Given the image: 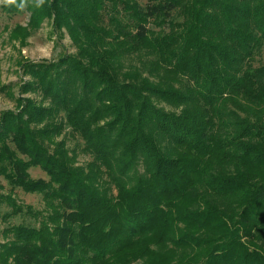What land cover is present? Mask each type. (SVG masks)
Returning a JSON list of instances; mask_svg holds the SVG:
<instances>
[{
	"label": "trees",
	"instance_id": "trees-1",
	"mask_svg": "<svg viewBox=\"0 0 264 264\" xmlns=\"http://www.w3.org/2000/svg\"><path fill=\"white\" fill-rule=\"evenodd\" d=\"M1 1L76 53L0 114V179L43 203L0 195V264H264V0Z\"/></svg>",
	"mask_w": 264,
	"mask_h": 264
},
{
	"label": "rangeland",
	"instance_id": "rangeland-1",
	"mask_svg": "<svg viewBox=\"0 0 264 264\" xmlns=\"http://www.w3.org/2000/svg\"><path fill=\"white\" fill-rule=\"evenodd\" d=\"M144 1L140 0L141 3H144ZM1 4L2 1L0 0V114L5 111H15L16 100L18 99L35 98L32 94L21 95L20 93V87L27 80L22 75L20 68L23 62H55L65 55H75L76 53L65 31L55 29L51 22L47 20L42 22L38 30L25 41L24 45L10 41V31L16 25L25 27L29 14L6 16L1 10ZM262 63H264V53L256 58L255 66ZM79 145V140L66 136V147L76 151L78 165H84L90 161V157L80 152ZM140 172V169H138L137 173ZM29 176L32 180H47L45 173L39 168L30 169ZM0 185L2 186L0 190L2 197H10L18 206L29 207L34 212L43 213V203L40 195L11 188L2 178L0 179ZM7 210L9 208L5 203L0 207V214ZM20 222L21 219L10 221V223ZM4 226L5 224L0 218V231Z\"/></svg>",
	"mask_w": 264,
	"mask_h": 264
},
{
	"label": "clouds",
	"instance_id": "clouds-1",
	"mask_svg": "<svg viewBox=\"0 0 264 264\" xmlns=\"http://www.w3.org/2000/svg\"><path fill=\"white\" fill-rule=\"evenodd\" d=\"M6 2H7V3H14V2H15V0H6ZM38 2H39V3H42V2H43V0H38Z\"/></svg>",
	"mask_w": 264,
	"mask_h": 264
}]
</instances>
